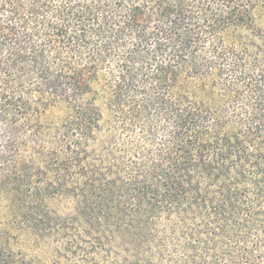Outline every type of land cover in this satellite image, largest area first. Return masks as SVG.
Returning <instances> with one entry per match:
<instances>
[{
    "label": "trees",
    "instance_id": "trees-1",
    "mask_svg": "<svg viewBox=\"0 0 264 264\" xmlns=\"http://www.w3.org/2000/svg\"><path fill=\"white\" fill-rule=\"evenodd\" d=\"M264 0H0V264H264Z\"/></svg>",
    "mask_w": 264,
    "mask_h": 264
},
{
    "label": "rangeland",
    "instance_id": "rangeland-1",
    "mask_svg": "<svg viewBox=\"0 0 264 264\" xmlns=\"http://www.w3.org/2000/svg\"><path fill=\"white\" fill-rule=\"evenodd\" d=\"M259 20L264 23V19L262 18H259ZM6 204L3 203V204H0V221L2 222H6L8 219V213H7V210L5 208Z\"/></svg>",
    "mask_w": 264,
    "mask_h": 264
}]
</instances>
